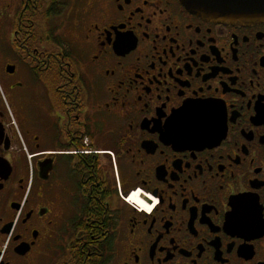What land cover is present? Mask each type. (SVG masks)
Listing matches in <instances>:
<instances>
[{
  "label": "flooded vegetation",
  "instance_id": "flooded-vegetation-1",
  "mask_svg": "<svg viewBox=\"0 0 264 264\" xmlns=\"http://www.w3.org/2000/svg\"><path fill=\"white\" fill-rule=\"evenodd\" d=\"M0 264H264V22L0 0Z\"/></svg>",
  "mask_w": 264,
  "mask_h": 264
},
{
  "label": "water",
  "instance_id": "water-1",
  "mask_svg": "<svg viewBox=\"0 0 264 264\" xmlns=\"http://www.w3.org/2000/svg\"><path fill=\"white\" fill-rule=\"evenodd\" d=\"M190 12L236 25L264 22V0H179Z\"/></svg>",
  "mask_w": 264,
  "mask_h": 264
},
{
  "label": "snow or ice",
  "instance_id": "snow-or-ice-1",
  "mask_svg": "<svg viewBox=\"0 0 264 264\" xmlns=\"http://www.w3.org/2000/svg\"><path fill=\"white\" fill-rule=\"evenodd\" d=\"M119 39H120L121 41H123L124 37H120ZM135 192H136V194H137V196H138V200L140 201V204H139V205H143V208H144V209H146L147 211H151L152 208H151L147 203H145L144 200L140 199V196H141V192H142V190H141V189H136ZM143 195H144L145 197H148L149 199H153V198L150 197L149 194L146 193V192L143 193ZM131 196H132V193L126 197L128 203H130V204H136V201L132 200V199H131Z\"/></svg>",
  "mask_w": 264,
  "mask_h": 264
},
{
  "label": "clouds",
  "instance_id": "clouds-1",
  "mask_svg": "<svg viewBox=\"0 0 264 264\" xmlns=\"http://www.w3.org/2000/svg\"><path fill=\"white\" fill-rule=\"evenodd\" d=\"M131 199L136 201V204H138V205L140 204V201L138 200V196H137L135 191L132 192ZM140 206L143 207V205H140Z\"/></svg>",
  "mask_w": 264,
  "mask_h": 264
}]
</instances>
